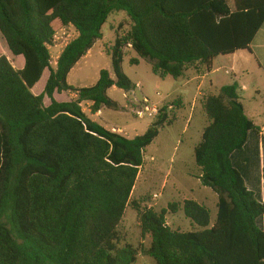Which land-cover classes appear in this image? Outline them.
<instances>
[{
  "label": "trees",
  "instance_id": "trees-1",
  "mask_svg": "<svg viewBox=\"0 0 264 264\" xmlns=\"http://www.w3.org/2000/svg\"><path fill=\"white\" fill-rule=\"evenodd\" d=\"M121 12L132 25L107 50L114 77L102 70L93 87L71 86V71ZM55 22L77 33L56 60ZM263 28L264 0H0V33L25 60L18 70L0 56V264H136L140 254L156 264H264V202L232 159L262 128L246 115L238 83L202 103L208 125L195 160L202 186L218 197L213 226L210 209L195 200L160 212L132 201L146 150L170 122L167 107L131 139L92 120L83 106L96 116L118 107L109 90L135 89L122 67L126 48L150 60L157 77L179 81L200 67L211 73L217 57L249 49ZM45 71V89L35 95ZM56 93L70 101L58 102ZM130 205L143 238H151L141 251L122 244ZM181 210L196 230L169 227V212Z\"/></svg>",
  "mask_w": 264,
  "mask_h": 264
},
{
  "label": "rangeland",
  "instance_id": "rangeland-1",
  "mask_svg": "<svg viewBox=\"0 0 264 264\" xmlns=\"http://www.w3.org/2000/svg\"><path fill=\"white\" fill-rule=\"evenodd\" d=\"M131 25L126 14L121 12L112 15L103 27V39L95 44L89 54L81 59L69 74V84L75 88L93 87L98 82L102 70H108L114 77L112 58L107 54V50L114 45L117 37L131 29ZM54 27L59 42L51 52L56 60L66 44L77 37V33L74 28L63 27L59 22H55ZM0 56L7 57L15 68L20 67V63L24 62L22 56L12 55L1 33ZM134 59L139 60L138 65H133ZM215 65L217 68L219 65H223L224 69H220L217 75L207 79L200 92L213 93L208 91V84L211 80H214V83L219 87L233 84L231 77L226 73V69L231 67L230 62L219 59ZM122 67L124 73L135 84V89L131 92H124L117 88L109 90V98L116 102L118 107L116 109L104 108L100 115L93 116L90 112V104H84L85 111L92 120L113 132L133 139L144 135L156 121L157 117H149V110L155 108L161 110L167 107L170 114L169 124L161 129L157 139L146 150L145 164L140 171L132 201L142 209L152 208L160 212L167 209L171 203L182 205L185 200H195L210 209L211 226H213L218 212V197L211 189L202 186L199 180L201 171L195 160V148L202 140L203 127L207 122L202 107L206 94L198 97L201 78L188 86V89L193 92L192 98L198 97L196 104L183 102L181 104L179 100L183 95V81L157 77L152 71V62L139 58L131 48L125 49V60ZM199 69V72L194 69L188 71L184 80L197 77V75L201 77L206 73L202 67ZM48 74L49 72L46 71L44 76ZM42 87L43 82L38 85L36 90ZM249 93L251 91L244 94L248 96ZM59 100L62 101L63 97H59ZM45 104L46 106L50 105L47 98ZM137 109L143 111L142 117L136 114ZM155 195L158 197L154 198ZM167 224L173 230L183 232L196 230L184 215L183 210L177 214L169 212ZM259 225L264 230V217L259 220ZM120 233L124 240L122 244H131L139 251L149 248L151 245V238L142 236L138 212L132 205L127 209ZM136 264H156V262L152 258L140 254Z\"/></svg>",
  "mask_w": 264,
  "mask_h": 264
},
{
  "label": "crops",
  "instance_id": "crops-1",
  "mask_svg": "<svg viewBox=\"0 0 264 264\" xmlns=\"http://www.w3.org/2000/svg\"><path fill=\"white\" fill-rule=\"evenodd\" d=\"M219 59H225L230 62L231 67L230 69H226V73L231 77L233 83L236 82L239 85V94L242 98L246 115L249 119L254 121L257 126L262 128L260 135H249L244 150L235 153L232 159L235 167L241 172L247 187L254 191L258 197L264 199V28L257 33L249 49L237 51L231 55L217 57L214 60L211 73H205L201 77L197 75V77L191 79L187 78L186 81L184 78L180 79L183 81V95L180 97L183 103H191L195 105L197 98L200 95L206 94L200 92V89L204 87L206 80L211 76L217 75L220 69H224L223 65H219L218 68L216 67L215 63ZM24 66L25 60L24 62H21L20 67L16 69L22 70ZM48 78L49 74L45 76L43 75L41 81L33 88V93L35 95L42 94ZM198 79L202 81L201 85L198 87L199 94L197 98H192L193 92L188 89V86ZM41 82H43V87L36 90ZM222 87L223 86H217L214 83V80H211L208 84V91L217 92ZM250 91L251 93L246 96L245 94ZM54 97L58 102L70 101V98L66 94L56 93ZM59 97H63V100L60 101ZM102 111L98 115H100ZM207 125L208 122L205 123L203 130Z\"/></svg>",
  "mask_w": 264,
  "mask_h": 264
},
{
  "label": "built area",
  "instance_id": "built-area-1",
  "mask_svg": "<svg viewBox=\"0 0 264 264\" xmlns=\"http://www.w3.org/2000/svg\"><path fill=\"white\" fill-rule=\"evenodd\" d=\"M159 112H160L159 108H155L154 110H149V113L148 114H149V117L150 118H155V117H157L159 115ZM136 114L139 117H142L144 115L143 114V111L142 110H139V109L136 110ZM157 197H158L157 195L154 196V198H157Z\"/></svg>",
  "mask_w": 264,
  "mask_h": 264
}]
</instances>
